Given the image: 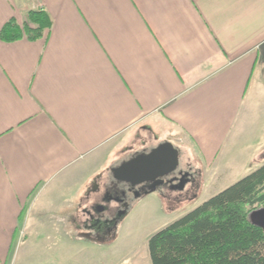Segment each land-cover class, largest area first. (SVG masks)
Returning <instances> with one entry per match:
<instances>
[{
  "label": "crops",
  "instance_id": "obj_1",
  "mask_svg": "<svg viewBox=\"0 0 264 264\" xmlns=\"http://www.w3.org/2000/svg\"><path fill=\"white\" fill-rule=\"evenodd\" d=\"M29 10L48 14L43 37L0 40V264L29 220L90 239L111 168L152 149L117 160L132 136L231 173L264 96V0H0V28ZM256 147L241 164L264 162Z\"/></svg>",
  "mask_w": 264,
  "mask_h": 264
},
{
  "label": "rangeland",
  "instance_id": "obj_2",
  "mask_svg": "<svg viewBox=\"0 0 264 264\" xmlns=\"http://www.w3.org/2000/svg\"><path fill=\"white\" fill-rule=\"evenodd\" d=\"M261 99L260 103H256L257 105L253 107L254 111L250 117L254 132L250 131L251 133L246 135L244 140L236 141L226 164L223 165V169H231V173L223 175V172H220L221 176H215L214 180L209 176L204 178L198 162L194 158L186 161L182 156L178 158L177 169L196 173L198 181L196 186L178 202L166 200L158 192L147 193L138 200L133 198L129 200V208L118 223L115 232L105 238L97 236H91L90 239L80 238L77 232L81 231L77 230L63 232L59 229L51 232L46 227L35 229L31 227L29 220L27 222L29 231L20 242L11 264H150L147 240L151 234L257 168L258 166L241 164L251 150L249 148L259 147L256 161L259 163L264 161L262 159L264 158V117H259L257 114L259 110L264 113L263 95ZM160 130L163 131L164 128ZM156 133L157 131L136 138L132 136L127 142L126 149L117 150V160L125 159L144 149L149 150L162 143V139H159ZM260 142L262 144L259 146ZM256 161H253L252 165ZM105 172L103 179L109 177V171L105 170ZM94 200L90 206L92 209L96 204H100L101 197ZM21 233L24 235L25 230Z\"/></svg>",
  "mask_w": 264,
  "mask_h": 264
},
{
  "label": "trees",
  "instance_id": "obj_3",
  "mask_svg": "<svg viewBox=\"0 0 264 264\" xmlns=\"http://www.w3.org/2000/svg\"><path fill=\"white\" fill-rule=\"evenodd\" d=\"M50 28L43 10H29L22 23L8 19L0 40L35 41ZM264 206V162L210 196L147 240L150 264H264V231L249 213Z\"/></svg>",
  "mask_w": 264,
  "mask_h": 264
},
{
  "label": "flooded vegetation",
  "instance_id": "obj_4",
  "mask_svg": "<svg viewBox=\"0 0 264 264\" xmlns=\"http://www.w3.org/2000/svg\"><path fill=\"white\" fill-rule=\"evenodd\" d=\"M184 173H187L184 175ZM154 191L162 195L166 200L178 202L184 198L197 184V174L190 170L177 169L160 178ZM156 180L133 185L129 182L109 181L107 191L101 196L100 204H96L88 213V221L85 224L83 234L85 236L108 237L117 229L118 223L129 208V200L147 194L146 191ZM181 182L184 187L180 189Z\"/></svg>",
  "mask_w": 264,
  "mask_h": 264
},
{
  "label": "water",
  "instance_id": "obj_5",
  "mask_svg": "<svg viewBox=\"0 0 264 264\" xmlns=\"http://www.w3.org/2000/svg\"><path fill=\"white\" fill-rule=\"evenodd\" d=\"M178 158V149L170 141H164L150 151L136 154L111 168V172L115 180L129 182L133 185L156 180L146 191L150 193L160 184V178L176 170ZM184 183L181 182L180 189L184 187ZM249 220L264 231V206L252 210L249 213Z\"/></svg>",
  "mask_w": 264,
  "mask_h": 264
}]
</instances>
